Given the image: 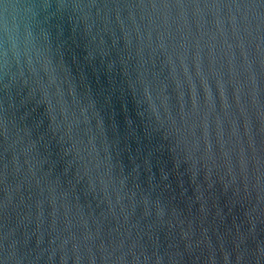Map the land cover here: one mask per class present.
Segmentation results:
<instances>
[{"label":"water","instance_id":"water-1","mask_svg":"<svg viewBox=\"0 0 264 264\" xmlns=\"http://www.w3.org/2000/svg\"><path fill=\"white\" fill-rule=\"evenodd\" d=\"M0 264H264V0H0Z\"/></svg>","mask_w":264,"mask_h":264}]
</instances>
